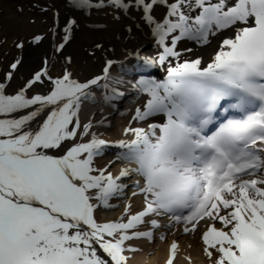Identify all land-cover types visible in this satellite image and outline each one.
I'll return each instance as SVG.
<instances>
[{
  "label": "snow or ice",
  "instance_id": "6c2138e0",
  "mask_svg": "<svg viewBox=\"0 0 264 264\" xmlns=\"http://www.w3.org/2000/svg\"><path fill=\"white\" fill-rule=\"evenodd\" d=\"M34 7L52 23L13 38L21 55L0 77V264H134L158 241L165 264H197L189 237L201 264H264V0H64L62 27L54 4ZM93 9L138 15L156 54L118 61L96 41L81 70L66 52ZM46 39L12 88L25 44Z\"/></svg>",
  "mask_w": 264,
  "mask_h": 264
},
{
  "label": "bare ground",
  "instance_id": "6f19581e",
  "mask_svg": "<svg viewBox=\"0 0 264 264\" xmlns=\"http://www.w3.org/2000/svg\"><path fill=\"white\" fill-rule=\"evenodd\" d=\"M36 3L44 4L45 6L55 5L60 11V24L61 27L65 22V17L69 13V9L64 7V0H0V39L4 36L8 37V42H0V77H3L8 68L9 63L16 57L21 55L19 49L13 47L12 40L16 36L30 38L33 33L44 32L48 29V26L52 23V12L47 14L41 12L35 8ZM23 7L24 12L20 13L19 8ZM163 8H157L155 14L157 17L163 14ZM108 10L100 9L92 10L91 16L83 15L77 12L76 18L80 22V28L76 30L75 40L67 47L66 54L74 57L76 65L81 70L94 71L95 68L85 64V51L84 49L92 45L96 41H100L108 45H115V58L125 61L134 62L135 58L127 55L129 51L135 52L140 50L141 55H155L157 52L154 38L150 29L139 20L137 15L136 20H132L130 17L121 16L120 21H114L110 15L107 14ZM35 19L37 23L30 24L29 20ZM140 23L142 27L139 30L135 29V24ZM95 25H106L107 27L100 29ZM126 25H132L134 31L132 38H126ZM120 34V39H116V35ZM188 47L195 48L196 45L193 42H183ZM127 45V48L124 46ZM50 53L49 42L46 39L42 45L36 46L29 43L25 44L22 56V65L19 66L18 71L15 73L13 80L11 81V87L15 88L22 84V77L26 78L28 75L37 69L40 65L41 59L45 52ZM205 56L211 51V46L205 49H200ZM59 71V68L56 69ZM148 74L159 77V68L155 71L148 70ZM136 101L135 94L129 92L126 98L120 102L119 112H112L108 119L111 121V128L108 132L113 137L118 136L121 127L127 122V117L122 116L120 112H124L129 107H134ZM103 130V129H102ZM171 239V237H170ZM185 248L188 244L193 242L197 245V250L194 253L197 257V264H201L199 240L193 241L191 237L182 238ZM145 251L141 255H136L134 264H165L167 258L168 244L157 242V245L145 244ZM154 255H149V253ZM181 264H187L186 261H182Z\"/></svg>",
  "mask_w": 264,
  "mask_h": 264
},
{
  "label": "rangeland",
  "instance_id": "374dc122",
  "mask_svg": "<svg viewBox=\"0 0 264 264\" xmlns=\"http://www.w3.org/2000/svg\"><path fill=\"white\" fill-rule=\"evenodd\" d=\"M10 1H14V0H10ZM2 39V38H1Z\"/></svg>",
  "mask_w": 264,
  "mask_h": 264
}]
</instances>
